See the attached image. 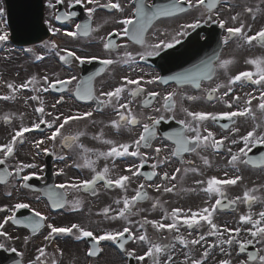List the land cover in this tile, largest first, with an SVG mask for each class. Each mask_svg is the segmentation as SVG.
Wrapping results in <instances>:
<instances>
[{"label":"snow or ice","instance_id":"obj_1","mask_svg":"<svg viewBox=\"0 0 264 264\" xmlns=\"http://www.w3.org/2000/svg\"><path fill=\"white\" fill-rule=\"evenodd\" d=\"M226 0H169L168 3H149V0H129L131 7L130 14H125L126 9L122 5L121 0H68L70 6L82 5L88 14V21L83 24H75V31L64 32L63 35L70 38H77L81 35L87 37L94 31H99V26L95 29L92 26V18L97 11V8L108 9L114 13L122 14L121 18L116 20V23L122 27L109 34L103 43V48L112 53L119 50L122 45L113 40V36L127 38L139 44L144 50L139 52L140 59L147 60L152 56H161L162 53L174 49L181 43L182 38L188 36L190 31H195L205 24H215L220 29L226 32L223 37V44L227 45L232 38H238L244 44L249 46L255 42L261 48H264V27H261L254 34L251 32V27L241 19V13L230 15L228 19H224L219 9L224 6ZM58 4H63L64 0H57ZM264 4V0H261ZM49 7H55L49 3ZM190 10H198L200 16L195 20L187 23H181L174 33L167 31L156 30L153 34V42L147 40V33L153 29L157 22H163L164 19L176 17L178 14L188 13ZM244 12L250 15L255 21L257 14L264 15V8L257 5L255 8L246 6ZM76 15L75 12H63L57 15V20H67ZM4 16V9L0 8V20ZM54 33H59L60 28H52ZM9 33L0 29V43L8 40ZM48 47V45H45ZM52 49L58 46L53 42L50 46ZM127 49V45H123ZM28 52L33 53L37 60H43L44 57L36 55L33 49H28ZM63 53V54H62ZM59 59L64 64H72L78 62L79 65L91 64L98 62L103 67L94 75L85 78H78L75 75L69 78L51 79L48 75L38 77L33 75L25 81L17 84L15 82H6L8 93L0 95V100L14 101L18 94L27 90L31 95L27 96L26 101L36 102L33 105L34 113L38 115L30 124L23 123V116L20 117L21 123L18 128L10 133V139L3 144H0V165L5 166L3 171H0V184H7L9 177H16L22 184L20 187L28 189L29 181L35 176L36 179L42 180L44 177L36 175L35 172H29L30 169H38L43 172L37 163L23 162L16 160L13 165L14 171H9L8 164L10 160L16 158L18 145H24L28 137L26 134H31L42 130V126L49 129V133L44 138H35L34 147L38 151L35 155L41 152L53 156L56 155L59 160H67L62 154H57V145L61 150L77 149V155L82 163H77L76 167L88 168L92 172L90 178L69 180L66 183L53 184L48 188L46 195L51 202L52 208H67L71 212H80L83 210L84 201L77 199L70 201L68 199V191H80L90 193L93 196L98 195L97 185L103 182V186L108 189L115 187L119 189L123 195L121 198L115 199L112 205L104 207L97 215L109 221H123L121 228L117 230H100L83 226L81 223H71L66 226H57L54 222L49 221V218L40 211L32 209L29 203L16 202L11 207H0V213H9L0 219V236H6L4 231L5 225L11 221L14 225H23L30 228L32 233H37L41 229L47 228L43 239L46 241H55L60 237H70L75 241H83L90 245L86 250V255L90 258L97 257L103 250L102 242H110L117 245L121 250L127 253L130 259H134L138 264H146L151 261V264H175L171 250L176 247L171 241L164 243L166 236L160 235L165 230L174 234V240L177 241L185 249H190L195 246H201V253L198 257H193L190 253H184L185 260L183 264H210L211 257L215 255L213 250L218 251L221 256L216 264H264V210L258 214L252 212L254 202L264 203L260 196L253 195L260 191L259 188H246L242 196L236 197L234 200H229L225 205L226 192L223 190L225 185H236L238 181L243 180V176L239 174L241 166H251L260 171H264V153L258 158L250 156L253 148L264 147V124L254 123L250 130L243 135H236L231 139L232 145H241L236 151L231 147L226 150L229 153L230 159L227 160L228 165L236 170V174L232 178L219 179L215 175L208 178L206 181L197 180V185H203L199 189H191V191H200L205 194V203L209 206L198 208L197 210L175 208L170 212L164 209L162 219H142L135 222L133 225L131 217L137 215L136 208L142 201L151 200L148 189L152 188L155 192L173 193L176 184L171 183L176 180V175H170L168 171L158 172L157 169L161 166H167L171 161L170 157L180 158L182 165H192V160H184L185 153H197L201 150H213L215 153H220L225 148L227 136L217 138L216 135L209 130V123H219L221 121H229L235 123V118H245L256 121L257 110L264 117V56L251 58L246 61L252 66L253 70H246L238 74H230V66L234 63L233 59L222 58L221 52L210 57L207 60L201 61L193 69L178 73L168 79L161 76L152 75L146 79L144 76L132 78L125 75L121 81L110 88V90H101L97 93L95 88V77L106 72L110 66L114 64H126L131 66L136 62V55L130 51H125L123 57L113 59L109 57L89 56L87 54H77L74 50L61 49L56 53ZM218 70H223L227 76L225 82H216L212 84L217 76ZM172 80L177 85L166 94H161L156 90H149L148 85L157 83L167 84ZM204 81L209 82V87H202ZM75 82V83H74ZM185 85H191L192 88L201 91L203 97L197 95H187L182 93ZM243 88L246 85L256 86L258 94L249 91L245 92L243 98L235 94V87ZM69 86L74 87L73 94L78 101L93 102L95 104L96 113L103 112L105 108H111L115 114V118L111 119L109 124L117 132L121 129L132 131L139 129L135 139L129 142L118 143L115 140L104 139L103 132L99 136H94L93 139H100L105 145H109V149L103 152L92 153V150L80 143V137L85 135L82 131L69 133L66 126H70L72 122L87 120L94 116L93 110L73 114L71 111H52L45 107V101L42 99V93H48L50 90L69 91ZM146 97L143 100L145 108H151L152 113L137 114L132 110L131 101L139 97ZM187 101H197L205 98L208 101H217L224 105V109L220 111H205V110H190L188 107H183L181 110L184 113L183 118L177 119L175 111L177 108V97ZM130 97V99H126ZM157 97H160L161 106L155 107L153 102ZM229 97H231L229 99ZM254 101L256 102L254 105ZM63 103V98L58 99L50 107L57 109V105ZM172 113L171 116H166L164 113ZM11 117L5 116V122H10ZM175 120L181 127L175 131L167 133L163 139L171 141V145L161 143L155 146L153 142L158 139V126L162 121ZM95 123V121H93ZM221 127L228 125L221 124ZM234 133L239 134L240 129L235 128ZM51 142L52 148L49 149L45 142ZM43 146V147H42ZM145 150H151V154ZM90 153L94 154L97 159L116 160L118 158H135L128 163L124 170L126 174L113 176L111 169L105 165L102 170L96 167V160L91 159ZM163 153V155H162ZM35 155L33 159H35ZM149 159L155 162L151 164L152 171L144 173L142 169ZM200 159L205 166L211 167V162L207 156L200 155ZM183 172L199 173L196 167L176 168L175 173ZM57 176L65 175L64 169L61 168L56 172ZM227 175V174H226ZM160 176L159 182L153 184L139 183L134 189V195L129 197L127 190L130 183L139 177H144L146 181H152L154 177ZM264 187V186H262ZM64 190V191H58ZM11 197L12 192H7ZM214 200V202H213ZM244 202L248 205L249 211L247 214L239 216V225L230 227L227 224L221 226L214 222V214L218 209L231 207L238 202ZM162 208L160 200H155L152 208ZM21 209H29L32 215L25 216L22 220L17 218L16 213ZM35 217V219H34ZM203 222V223H201ZM148 226L155 230L153 235H149ZM181 228L187 231L188 237L185 238L181 233ZM199 232L198 236H193V232ZM247 233L244 237L242 233ZM208 237H215L216 240L212 243L208 242ZM9 239L11 237H8ZM28 238L25 237V240ZM131 240L134 243L145 245L146 248L142 254H137L134 250H128L125 245ZM259 245L255 252H249L246 258L241 259L240 254L247 251L249 246L255 247ZM4 245H0L3 248ZM16 251L15 248L12 249ZM59 251V249H58ZM38 255L35 257L34 264H47L44 259L47 256L45 247L38 249ZM22 255V254H21ZM62 256V251L60 252Z\"/></svg>","mask_w":264,"mask_h":264},{"label":"flooded vegetation","instance_id":"obj_2","mask_svg":"<svg viewBox=\"0 0 264 264\" xmlns=\"http://www.w3.org/2000/svg\"><path fill=\"white\" fill-rule=\"evenodd\" d=\"M104 2V0H101ZM168 3L169 0H149V3ZM49 3L46 5V17L47 13L50 10H53L52 15L50 16L54 19L55 28H60L61 31L59 35L61 37L60 47L61 49L74 50L77 54H87L89 56H100V57H111L113 59H118L123 57L124 52L130 51L136 55V62L131 66L126 64H114L109 67V69L95 77V88L97 93L101 90L107 91L114 85H117L121 78L125 75H128L132 78L139 76H144L146 79L151 78L152 75L161 76L165 79L172 77L178 73L185 72L189 69H193L196 65L200 64L201 61L207 60L210 57L214 56L217 51L221 52L222 58L233 59L234 63L230 66V74L235 75L239 72L246 70H253L252 66L246 63L248 59L257 58L264 56V48L258 46L253 42L252 46L244 44L243 41L238 38H232L229 40L227 45L223 44V37L226 35V32L223 29H220L215 24H205L201 28L196 29L195 31H190V34L184 38L180 44H178L174 49L168 50L161 54V56H152L147 60L140 59L138 53L142 52L144 49L141 48L139 44H136L133 41H129L127 38H122L120 36H113V40L121 44L122 47L109 53L103 48V43L107 36L117 30L122 26L116 23V20L121 18L122 14L114 13L108 9L97 8L96 13L92 18V26L95 29L99 26V31H94L90 36H79L75 39L63 35L67 31H75V24H83L88 21L87 12L82 9L75 8L73 12L76 13L75 18L68 20L65 23L57 24L55 20V11L57 12V1L51 2L55 7H49ZM122 5L125 7V14H130L131 7L129 0H121ZM259 5L261 8H264V4L261 3V0H226L224 6H222L219 11L224 19H228L230 15L241 13V19L246 23V25L251 27V32L254 34L261 27H264V15L257 14V19L253 21L249 14L244 12L246 6H251L255 8ZM63 7L65 12H71V7L68 3V0H64ZM83 7V6H82ZM81 10V14H78ZM200 16L198 10H190L188 13L178 14L176 17L164 19L163 22H157L153 29H150L147 35V40L153 42L156 30L167 31L169 33H174L178 28V25L181 23H187L195 20ZM127 45V49L123 47ZM50 46V45H49ZM48 46V47H49ZM56 51L48 48L47 51H43L41 56L44 57L43 60H38L39 63L43 65L54 64L59 61V56L56 55ZM63 54V53H62ZM54 60V62H50ZM62 66V75L65 79L69 78L72 75L77 76L78 78H87L91 75L96 74L103 67L98 62L93 63L88 66V64L79 65L78 62L72 64H67ZM44 75L50 77L51 68H46ZM43 75V76H44ZM41 76V77H43ZM227 76L223 73V70H218L217 76L214 78L212 84L216 82H225ZM75 83V82H74ZM177 85L174 81L169 80L167 84L157 83L153 85H148L149 90H156L162 95L166 94L168 91H171L173 88H176ZM202 87H209V82L204 81ZM235 87V94L240 95L242 98L245 92H255L258 94V89L256 86L246 85L243 88L240 86ZM71 90L53 92L50 90L48 93H42V99L45 101V107L48 110L52 111H62L77 114L80 112H85L88 110L94 111V116L87 120L75 121L72 122L70 126H66L69 133H75L77 131H82L85 135L80 137V143L85 147L92 150V153L103 152L109 149V145H105L101 142L100 139H93L94 136H99L101 131L103 132L104 139L115 140L118 143L129 142L135 139L138 135L139 129L128 131L127 129H121L120 132H117L110 126V120L115 118V114L111 108H105L103 112L96 113L95 104L93 102L78 101L75 99L73 94L74 87L69 86ZM182 93L187 95H197L203 97L201 91H198L192 88L191 85H185L180 89ZM63 98V103L57 105V109H51V105L55 103L58 99ZM146 97H139L131 101L132 110L139 114H153L151 108H145L143 105V100ZM231 97H229L230 99ZM130 99V97H126ZM177 108L175 111L177 119L183 118L184 113L181 110L183 107H188L190 110H205V111H220L224 109L222 103L217 101H208L205 98H201L197 101H187L182 99L180 96L177 98ZM12 102V101H11ZM13 103V102H12ZM36 102L30 101L25 107H29L27 117L29 121L24 124H30L32 120L38 115L34 113L33 105ZM254 101V105H255ZM155 107L161 106L160 97H157L153 102ZM166 116H171L172 113H164ZM257 119L252 121L251 119L245 118H235L236 122L221 121L219 123H209V130L212 131L217 138H222L224 136L228 137V140L225 141V148L221 150L220 153H215L213 150H201L199 154L197 153H185L184 160H192V165L184 164L180 162L178 157H170V163L167 166H161L157 169L158 172L168 171L170 175H176V180L171 183L176 184V188L173 193H157L154 189L149 188L148 192L151 200H146L140 202L137 206L136 211L137 215L131 217L133 225L135 222L142 219H162L164 215V209L169 212L175 208L182 209H192L197 210L198 208L209 206L205 203L206 197L203 192L200 191H191V189H199L203 185H197V180H207L211 176L215 175L219 179L232 178L236 174V170L228 165L227 160L230 159L227 148L231 147L233 151H236L241 145H232L230 143L231 139L236 135L246 134L248 130L251 129L254 123L264 124V117L261 116L259 110H257ZM95 121V123H93ZM14 124H11L13 123ZM18 124V127L21 123V120L14 121L13 117L10 119V122H5L3 119L4 127L0 129V144L6 143L10 139V133L16 128L15 124ZM221 124L228 125V127H221ZM181 126L172 121H162L158 126V139L153 142L154 147L159 146L161 143L165 145H171V141L164 140L163 137L172 131L179 129ZM239 128L240 133H234V129ZM8 129V130H6ZM49 129L42 126V130L34 132L31 134H26L28 137L24 145H18V152L16 158L9 161L8 168L9 171H14L13 165L16 160L23 162H33L37 163L40 168H43V172H40L38 169H30L29 172H35L36 175L43 176L42 180L36 179L35 176L31 181H29L30 187L24 189L20 187L22 181L16 177H10L7 184H0V207H11L16 202H25L29 203L32 209L40 211L42 214L46 215L49 218V221L54 222L57 226H66L71 223H81L83 226L94 229L96 231L100 230H117L123 225V221H109L105 220L102 217L98 216L97 213L102 211L104 207L112 205L113 208L117 207L113 201L115 199L121 198L123 193L113 187L112 189L105 188L103 182H100L97 185L98 195L93 196L90 193H83L80 191H68V199L73 200H83V210L76 213L71 212L67 208L60 209L56 212L51 211V202L46 195L48 188L53 184L66 183L69 180L75 182L76 180H83L90 178L92 172L88 168L76 167L77 163H82L80 157L77 155V149H64L61 150L59 146L56 147L57 154H62L66 157H69L67 160H59L56 155L49 156L43 152L39 155H35L38 151L34 147L35 138H44L49 133ZM49 149L52 148V143L46 141L45 145ZM43 147V146H42ZM151 154V150H145ZM30 153V155H28ZM90 153V157L93 160H96V167L98 170H102L105 165L111 169V174L113 176L119 174H126L125 169L128 163L135 158H118L116 160H105L103 158L97 159V157ZM264 153V147L253 148V151L249 154L253 157H259ZM35 155V159L33 156ZM163 155V153H162ZM200 155L207 156L211 162V167L205 166L200 159ZM154 160L149 159L148 163L145 164L142 171L144 173L151 172V164L154 163ZM184 167H196L199 170V173L188 172L184 174L183 172L176 174V168ZM63 168L65 175L57 176L56 172ZM227 174V175H226ZM239 174L243 176L242 181L234 186L225 185L223 190L226 192V199L224 200L225 205H227L229 200H234L238 196H242L246 188L257 187L260 191L253 193V195L260 196L264 200V171H260L257 168H252L251 166H241ZM161 179L160 176L154 177L152 181H146L144 177H139L134 179L127 190V195L129 197L134 195V189L138 187L139 183L153 184L159 182ZM64 191V190H58ZM7 192H12L13 195L9 197ZM155 200H160L162 208L158 207L153 209L152 204ZM214 202V200H213ZM252 212L258 214L259 211L264 210V203L254 202L252 205ZM249 211L248 205L244 202H238L231 207H225L223 209H218L214 214V222L220 224L221 226L227 224L230 227H235L239 225V216L247 214ZM9 213H0V219ZM203 223V222H201ZM138 227V225H135ZM17 231H24V237L18 243L17 247L19 252L22 254L24 260V254L28 255V264H34L35 257L39 254L38 249L40 247H45L47 251V256L44 258L47 261V264H138L134 259H130L127 256V253L124 250H121L117 245L110 242H102L103 250L97 257H88L86 255V250L90 246L85 244L83 241H75L70 237H60L55 241H46L43 239L44 234L49 231L47 228L41 229L37 234H32L30 230L25 228H15ZM155 230L151 229L148 226L149 235H153ZM185 238L188 237L187 231L184 228H181V233ZM160 235L166 236L167 239L164 240V243L171 241L176 244L174 250H171V254L174 257L175 264H183L185 260L184 253H190L193 257H198L201 253V246H195L190 249L183 248L177 241L174 240V234L165 230ZM199 232H193V236H198ZM244 237H247V233H242ZM25 237L28 239L25 240ZM1 239V237H0ZM2 240V239H1ZM216 240L215 237H208V242L212 243ZM22 246V249L20 248ZM59 246V248H58ZM128 250H134L137 254H142L146 246L139 243H134L131 240L125 245ZM260 247L256 245L255 247L249 246L247 251L243 254H240V258H246L249 252H255L257 248ZM59 249V251H58ZM62 251L63 255H60ZM215 255L211 257L210 264H216L217 260L220 258L221 254L213 250ZM146 264H151V261H147Z\"/></svg>","mask_w":264,"mask_h":264},{"label":"rangeland","instance_id":"obj_3","mask_svg":"<svg viewBox=\"0 0 264 264\" xmlns=\"http://www.w3.org/2000/svg\"><path fill=\"white\" fill-rule=\"evenodd\" d=\"M56 0H51V2H54ZM47 2H50V0H47ZM0 8L4 9V6L2 5V0H0ZM54 10V9H53ZM53 10L48 11L47 13V20H48V24H51L54 27L53 21L51 20L50 16L53 13ZM0 29H3L5 31L8 32L7 29V25H6V20H5V10H4V16L2 18V20H0ZM9 33V32H8ZM9 38V36H8ZM57 43H59L61 41L60 36H57ZM53 42H49L48 46L52 44ZM46 47L41 46L38 47L36 49L31 48L34 50V52L36 53V55H40L43 53V51H47L48 48L51 47ZM12 46L10 44H8V40L4 43H0V95H4L8 93V90L6 88H3V90L1 89V87H3L1 84L5 81V80H9L10 82L12 81H16L15 83L19 84L21 82H23L24 80H26V76H29L30 74L33 73V75H37L38 77H41L44 75L45 70H48L46 68H52V70H50V73H53V75L56 73L57 68L59 67L57 64H54L55 66H53V64H49L46 63L47 65H35L33 63L34 57L35 55H33V53L28 52L27 50L30 48H25V49H20L18 50V52H15L12 50ZM51 50H55L56 52H59L61 50V48H55ZM50 62H54V60L50 61ZM41 70V71H40ZM15 72H17V74H15ZM14 74V77H13ZM42 74V75H41ZM32 75V76H33ZM57 77L61 78L63 77V75H61L59 72L57 73V76H51V79H56ZM24 94H29V93H20L17 96V99L14 101H3L0 100V129L1 127H4L3 124V119L4 117L10 116L11 118L13 117L14 121H16L19 119L20 117L23 116V123H27V121H29L28 117H27V113L28 112V108L25 107L24 105L26 104V95ZM29 103V102H27ZM11 124H14L11 123ZM16 126L18 127V124L15 122ZM8 130V129H6ZM30 155V153L28 154ZM5 231L7 232H12V226H9V224L5 225L4 228ZM15 232L12 233V240H10L8 243H4L5 245H7L8 247L11 248H16L18 249V243H20L21 238L23 237V232L21 231L20 233H17L18 236L15 237L14 235ZM14 235V236H13ZM18 237V238H17ZM17 239V240H16ZM21 246V244H20ZM22 249V246L20 247ZM59 248V246H58ZM28 259V255L24 254V260L25 263L28 264L29 261Z\"/></svg>","mask_w":264,"mask_h":264},{"label":"water","instance_id":"obj_4","mask_svg":"<svg viewBox=\"0 0 264 264\" xmlns=\"http://www.w3.org/2000/svg\"><path fill=\"white\" fill-rule=\"evenodd\" d=\"M11 40L16 45L35 44L48 32L42 23V0H6Z\"/></svg>","mask_w":264,"mask_h":264}]
</instances>
